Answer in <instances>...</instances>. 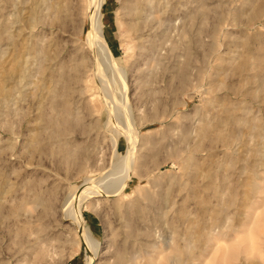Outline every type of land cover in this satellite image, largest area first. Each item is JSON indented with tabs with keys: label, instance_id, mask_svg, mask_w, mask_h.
I'll list each match as a JSON object with an SVG mask.
<instances>
[{
	"label": "rangeland",
	"instance_id": "374dc122",
	"mask_svg": "<svg viewBox=\"0 0 264 264\" xmlns=\"http://www.w3.org/2000/svg\"><path fill=\"white\" fill-rule=\"evenodd\" d=\"M136 1L101 0L122 83L87 0H0V264H264V0Z\"/></svg>",
	"mask_w": 264,
	"mask_h": 264
},
{
	"label": "bare ground",
	"instance_id": "6f19581e",
	"mask_svg": "<svg viewBox=\"0 0 264 264\" xmlns=\"http://www.w3.org/2000/svg\"><path fill=\"white\" fill-rule=\"evenodd\" d=\"M88 2V8H89V12H90V17L88 19V31H87V41L90 40V36L92 34L93 36V40H94V43H95V46H96V49H97V53H98V56H97V61H98V66L101 68V70H103L105 72V70L107 71L108 69L111 70V75H118V77L121 78L122 80V83H124V78H125V74H124V71L123 69L120 67V66H117L115 64V61L110 57V53L108 51V48L106 46V43H105V40H104V36H103V30H102V27H101V15H100V9H101V0H87ZM149 5V1L148 0H141L140 2L139 1H136L134 6L136 7H133L130 11V15L134 18V20H140L142 19V13L145 12V8H147V6ZM30 9V8H29ZM64 12V11H63ZM11 27H12V23H11ZM10 27V28H11ZM5 28V27H3ZM129 28L130 30L134 31L135 33L138 32L141 28V26L139 25V22H133V24H129ZM2 30V29H1ZM11 30V29H10ZM4 31V34L6 33V35L8 34L9 36V33H7L6 31H9V30H3ZM16 31V30H15ZM14 31V32H15ZM13 32V34H14ZM16 33V32H15ZM134 33V34H135ZM132 35V34H131ZM17 36V35H16ZM134 36V35H133ZM11 38V37H9ZM7 39V37H6ZM15 40V39H14ZM137 40V39H136ZM138 41V40H137ZM30 45V44H29ZM43 47V46H42ZM37 53V52H36ZM39 53V52H38ZM37 53V54H38ZM41 53V52H40ZM39 53V54H40ZM36 55V58L37 56L40 57V55ZM39 61V60H38ZM108 63H110L109 67L108 68ZM28 72V71H27ZM103 72V73H104ZM101 73V71H99L98 75L100 77L99 80H102V77L104 76V74ZM20 76V75H19ZM26 76V75H25ZM23 80V79H22ZM102 82V81H101ZM17 84V83H16ZM23 84V83H22ZM102 85V84H101ZM25 87V85H24ZM23 88V87H21ZM102 88V87H101ZM4 89V87H3ZM124 89V88H123ZM108 90V89H107ZM5 91V93H3ZM2 91V98L0 100V116L4 113V108H5V105L7 102L10 101L11 97H12V92L11 90L8 91V90H4ZM18 91V90H17ZM105 91V90H104ZM110 94V93H109ZM108 94V92L106 91L105 93V96L108 98L106 100V105L107 107L109 108V110L112 112V113H116L114 107H113V102L111 101V96ZM110 99V100H109ZM7 106V105H6ZM9 108V107H8ZM7 109V107H6ZM11 109H9L8 111H10ZM37 110H39V108L37 107ZM13 113V112H12ZM16 112H14L15 114ZM40 114V113H39ZM3 116V115H2ZM40 121V120H39ZM68 121V120H67ZM50 123V122H49ZM69 124V123H68ZM208 127L209 128V123H206V122H201L199 123V126L196 127V132L198 134V136H202V135H205V133L207 132V130H205V128ZM36 132L34 133H31L29 135V139L27 141V147H31V148H37L39 145H40V136H41V132L43 129L41 128H34ZM199 130H201V133L199 134ZM130 141L129 139V136H128V142ZM130 143H128V150H127V154L129 153L130 151ZM126 171V173L129 172V166L128 167H123ZM119 170V169H118ZM1 171V169H0ZM125 173V172H124ZM125 173V174H126ZM130 174H128L126 177H124L125 179L127 177H129ZM107 176V175H106ZM1 177V176H0ZM88 181V180H87ZM124 181V180H123ZM122 181V183H123ZM107 182V181H106ZM87 182H85V185L81 186V188L83 190L87 189L86 187ZM0 188L2 189V185H0ZM82 190V191H83ZM103 192H110L108 191V189H106L105 187H103L101 189ZM93 191V190H92ZM101 191V193H103ZM113 191H111L110 193H112ZM5 192H1L0 193V197L4 194ZM8 193V191H6V194ZM80 193V192H79ZM115 193V191L113 192ZM112 193V194H113ZM97 195L95 192H91L90 190L87 191V192H83L81 194H78V197H76V201H80L82 200L86 195ZM9 195V194H8ZM103 195V194H101ZM7 197V196H6ZM90 197V196H89ZM7 198H0V209L1 207H3L4 203H5V200ZM9 200V199H8ZM8 203V202H7ZM78 205V203H77ZM5 206V205H4ZM70 219L72 221V223L75 225V227L80 231L81 235L85 238L89 239L92 238L88 235V231L85 230L86 228L84 227V222L79 220V218L77 217L76 215V210L75 208L72 207L71 211H70ZM81 237V236H80ZM81 239H83L81 237ZM93 239V238H92ZM90 239V241L92 240ZM84 240V239H83ZM94 240V239H93ZM93 240L91 241V244H92V250H93V253L94 255L96 254V250H97V245H98V241L94 240L95 244H93ZM93 258L89 260V262L87 264H93Z\"/></svg>",
	"mask_w": 264,
	"mask_h": 264
}]
</instances>
